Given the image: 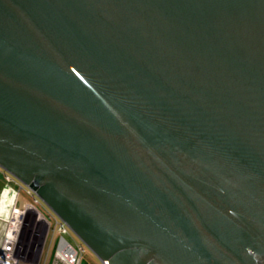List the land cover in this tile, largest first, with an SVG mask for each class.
Segmentation results:
<instances>
[{"label": "water", "instance_id": "water-1", "mask_svg": "<svg viewBox=\"0 0 264 264\" xmlns=\"http://www.w3.org/2000/svg\"><path fill=\"white\" fill-rule=\"evenodd\" d=\"M0 168L108 264H264V0H0Z\"/></svg>", "mask_w": 264, "mask_h": 264}, {"label": "built area", "instance_id": "built-area-1", "mask_svg": "<svg viewBox=\"0 0 264 264\" xmlns=\"http://www.w3.org/2000/svg\"><path fill=\"white\" fill-rule=\"evenodd\" d=\"M0 172L7 182L0 191V221L4 223L0 236V264H41V261L42 264H81L84 247L69 240L68 226L49 208V215H43L38 205H46L29 188L25 190L33 201L20 204L19 192L23 185L1 168ZM12 182L18 188L8 184ZM35 212L42 215L43 221L37 219ZM48 236L52 240L57 236L51 255L49 250L44 251ZM101 264H108V261Z\"/></svg>", "mask_w": 264, "mask_h": 264}, {"label": "rangeland", "instance_id": "rangeland-1", "mask_svg": "<svg viewBox=\"0 0 264 264\" xmlns=\"http://www.w3.org/2000/svg\"><path fill=\"white\" fill-rule=\"evenodd\" d=\"M5 183H7V182L3 178L2 173L0 172V185L3 184V187H4ZM8 184L12 185L14 187L16 186L18 188V185H15V183H13V182L12 183H8ZM25 188H27V187L25 185H23V189H20V192H19L20 204H22L23 202H32L33 201L32 196H30L26 192ZM38 207H39V209H40V211L42 212L43 215H45V216L49 215L48 210H47L48 208L46 206H45L46 207L45 208L44 206H41L39 204ZM3 228H4V223L2 221H0V236H1V233L3 231ZM56 237L57 236H54V240H55ZM68 238L73 244H81V245H83L84 252H83V256H82L81 262L83 261V263H85V264H101V261L98 259V257L71 230H70V234H69ZM54 240H52L51 236H48V238H47V240L45 242L44 251L47 252V250H49L50 251V255H51L52 249L54 247ZM42 263L43 262L41 261V264Z\"/></svg>", "mask_w": 264, "mask_h": 264}, {"label": "bare ground", "instance_id": "bare-ground-1", "mask_svg": "<svg viewBox=\"0 0 264 264\" xmlns=\"http://www.w3.org/2000/svg\"><path fill=\"white\" fill-rule=\"evenodd\" d=\"M37 215V219H39L40 221H43V217L41 214H39L38 212H35Z\"/></svg>", "mask_w": 264, "mask_h": 264}, {"label": "crops", "instance_id": "crops-1", "mask_svg": "<svg viewBox=\"0 0 264 264\" xmlns=\"http://www.w3.org/2000/svg\"><path fill=\"white\" fill-rule=\"evenodd\" d=\"M2 187H3V184L0 185V190H1Z\"/></svg>", "mask_w": 264, "mask_h": 264}, {"label": "trees", "instance_id": "trees-1", "mask_svg": "<svg viewBox=\"0 0 264 264\" xmlns=\"http://www.w3.org/2000/svg\"><path fill=\"white\" fill-rule=\"evenodd\" d=\"M81 264H85V263H83V261H82Z\"/></svg>", "mask_w": 264, "mask_h": 264}]
</instances>
